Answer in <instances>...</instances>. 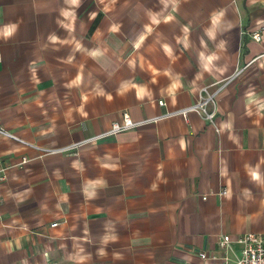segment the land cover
<instances>
[{
	"label": "crops",
	"instance_id": "crops-1",
	"mask_svg": "<svg viewBox=\"0 0 264 264\" xmlns=\"http://www.w3.org/2000/svg\"><path fill=\"white\" fill-rule=\"evenodd\" d=\"M203 86L214 124L54 151ZM0 125V264H233L264 237V0H0Z\"/></svg>",
	"mask_w": 264,
	"mask_h": 264
},
{
	"label": "built area",
	"instance_id": "built-area-1",
	"mask_svg": "<svg viewBox=\"0 0 264 264\" xmlns=\"http://www.w3.org/2000/svg\"><path fill=\"white\" fill-rule=\"evenodd\" d=\"M252 37L255 40H259L260 34L253 33ZM240 71L241 69H236L233 76L237 75ZM219 88L220 87H218L215 90H209L207 86H203L198 91V98L194 104L178 109L175 112L166 113L164 115H160L158 117H153L151 119H146L143 121H134L130 117L129 113L127 111H124L121 115V119L114 121L109 130L99 135H95L87 139H84L83 141L73 143L72 145L65 146L59 149H54V151L72 150L73 148H76L79 144H82L83 142L92 139L102 138L108 135H114L120 131L134 129L144 123L156 121L159 118L167 117L169 115L181 114L186 118L187 114L190 111H196L200 113L206 121L210 122L211 124H214V119L216 116L215 95ZM158 103L162 105L164 101L160 99ZM0 134L6 135L12 139L20 140L15 135L6 131L1 125H0ZM25 161L26 159L23 158V162ZM2 177H3V169H0V179ZM237 241L240 242L243 245V247L241 249L240 255H237L234 258L233 264H264V237L262 235L253 232H247L242 237L237 239ZM217 244L220 249L231 251V239L228 235L220 236L217 241ZM201 257L205 258V254H202ZM223 260L225 264H228L229 259L227 257H224Z\"/></svg>",
	"mask_w": 264,
	"mask_h": 264
}]
</instances>
